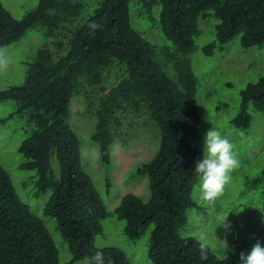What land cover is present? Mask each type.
Returning <instances> with one entry per match:
<instances>
[{"label": "trees", "instance_id": "1", "mask_svg": "<svg viewBox=\"0 0 264 264\" xmlns=\"http://www.w3.org/2000/svg\"><path fill=\"white\" fill-rule=\"evenodd\" d=\"M91 1L94 8L81 22L82 10L91 8L90 2L37 0L36 7L19 19L0 3V48L37 26L53 38L56 48L38 49L27 64L23 82L0 89V101L15 102V110L0 122L19 115L29 125V135L17 147L23 157L19 168L34 171L36 195H48L43 213L54 220L72 262L86 257L91 261L101 251L105 264L106 256L113 258L111 264H129L119 250L105 251L94 243L103 232V219L115 216L124 220L123 235L128 239L149 235L152 264L228 263L210 251L207 259H201L199 243L179 232L188 223L187 210L202 209L192 196L195 164L203 156L198 147V80L190 55L198 49L194 38L200 33L199 21L211 12L217 18L215 39L201 47L205 56L214 55L237 35L243 48L264 45V0ZM131 7L136 8L132 14ZM132 15L137 17L135 24L142 17L157 25L165 43L156 45L143 36L145 32L133 25ZM93 23L100 25L94 32L89 27ZM107 69L111 70L105 77ZM87 86L99 92L91 110L90 139L97 143L105 167L111 163L114 145L123 138L122 115L148 114L159 132L156 151L133 173L146 174L147 201L127 194L110 211L84 170L73 127L77 128L66 115L72 97ZM239 97L238 112L230 123L244 131L252 120L249 105L264 113V75L247 83ZM263 179L264 168L253 178L244 176L238 198H247ZM109 185L108 179L106 189ZM261 199L264 209V191ZM243 204L247 206L249 200ZM245 206L234 205L231 211ZM211 208L219 214L225 210L216 203ZM235 255L236 250H231V264H235ZM0 264H60L46 226L19 198L1 163Z\"/></svg>", "mask_w": 264, "mask_h": 264}, {"label": "rangeland", "instance_id": "2", "mask_svg": "<svg viewBox=\"0 0 264 264\" xmlns=\"http://www.w3.org/2000/svg\"><path fill=\"white\" fill-rule=\"evenodd\" d=\"M91 8H83L81 18L90 14ZM16 19L37 5V0H0ZM131 7V14L136 8ZM132 15L133 25L141 32H145L148 40L154 44L163 45L165 40L155 24H149ZM81 22V21H80ZM217 18L212 14L200 19V33L194 38L198 47L191 57L193 71L197 77L196 100L199 108L198 129L200 131L199 146L204 151V135L213 126L227 136L235 145L240 166L232 172V179L226 186L224 194L216 201L223 212L219 214L212 210V206L205 204L198 190L197 180L192 196L202 209L189 208L187 210L188 223L180 229V235H203L209 249L218 257H224L229 250H238L235 255V264H239L241 251L248 252L259 240L264 245V209L261 192L264 191V179L258 183L253 192L249 191L247 198L239 199L243 177L253 178L264 168V113L255 111L252 105L248 106L252 120L251 125L244 131H239L230 123L239 109L240 91L247 83L255 81L264 75V45L261 47L243 48L240 45V36L222 45L212 56H205L201 47L215 39L214 25ZM151 30V31H150ZM53 38H47L41 27H34L16 42L0 48V89L19 85L23 82L27 64L32 61L38 49L50 47ZM48 47V48H49ZM111 69L104 73L106 77ZM82 93L73 96L69 104V113L66 120L76 125L75 129L80 140L82 166L90 175L94 185L100 193L105 206L112 210L120 197L125 193H134L144 201L149 198L148 180L146 176L133 175L137 165L147 161L155 152L158 144L159 132L145 115L133 116L130 112L122 115L120 134L113 149L111 163L105 167L99 157L96 142L91 141L90 135L94 125L92 109L99 95L97 87H83ZM83 93L92 95L86 96ZM15 110L13 100L0 101V118L9 116ZM29 135V125L19 115L0 122V163L8 172L13 187L19 198L28 204L31 210L43 221L48 232L55 242L60 264H69L70 252L67 244L55 227L54 220L43 213V206L48 198L47 194L36 195L34 187V171L20 169L19 164L23 157L17 152V147ZM147 159V160H146ZM110 185L106 190V177ZM29 189L31 198L29 199ZM250 204L245 206L244 201ZM242 204L246 208L237 213L231 211L234 205ZM232 212V214H231ZM226 218V219H225ZM229 225L225 229L220 223ZM123 221L110 216L102 221L103 232L96 236L95 244L102 246H117L124 250L131 264H152L148 257L149 238L145 233L135 240L123 235ZM152 225L146 231L150 232ZM226 241L228 245H225ZM73 264H91L89 257L76 261Z\"/></svg>", "mask_w": 264, "mask_h": 264}, {"label": "clouds", "instance_id": "3", "mask_svg": "<svg viewBox=\"0 0 264 264\" xmlns=\"http://www.w3.org/2000/svg\"><path fill=\"white\" fill-rule=\"evenodd\" d=\"M89 27L94 32L96 28L100 27V25L93 23L89 25ZM145 115L149 118L148 114H145ZM135 116H141V113ZM158 141H159V136H158ZM157 147H158V144H157ZM198 147L200 146L198 145ZM200 149L202 151L203 158L196 162L195 170H194L195 173H197V180L199 181L198 190H199L201 199L205 204L214 205L216 201L224 194L226 186L230 183L232 179L231 174L233 171L239 168L240 161L238 158V154L235 151V145L232 143V141L227 136L222 135L221 131L217 130L213 126L204 135V151L202 150L201 147ZM140 176H146V174H140ZM108 179L109 178L107 176L105 180H108ZM250 181L252 180L250 179ZM148 189H149V182H148ZM106 190L108 191L109 189H106ZM149 193H150V189H149ZM127 194H131V192L123 194L120 197L118 204L115 207L119 205L122 197ZM235 210L237 211V213H239L240 211L243 210V208L242 209L237 208ZM225 219L220 223V225H222L225 229H228L229 225L224 223ZM121 221L125 223L124 220L121 219ZM191 237L193 240L199 243L201 259H207L208 251H210L215 256V254L209 249V246L206 243L205 237L203 235H201L198 238L194 236H191ZM135 239L136 238L131 239V240H135ZM223 242L225 245H228L226 241H223ZM94 243H95V240H94ZM97 248L105 250V251H111L113 249H117L121 253H123L128 263L131 264L124 250L120 247L110 245V246H102V247L97 246ZM149 248H150V244H149ZM149 248H148V257H149ZM235 250L237 252L238 247ZM230 251L231 250H229L224 257L222 258L219 257L222 260H228V263L226 264H231L233 262L230 258ZM104 257L105 256L103 255L101 251H97L91 257V264H105ZM106 258H107L108 264L113 263V258L111 256H106ZM76 261H73V262L71 261V253H70L69 264H73ZM239 264H264V245H262V243L259 240H257L256 243L251 247L250 251L248 252L241 251L239 254Z\"/></svg>", "mask_w": 264, "mask_h": 264}]
</instances>
